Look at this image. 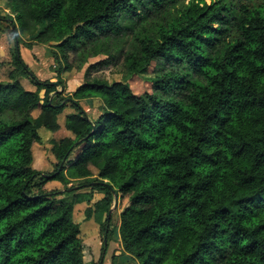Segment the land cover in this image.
<instances>
[{
	"label": "trees",
	"instance_id": "obj_1",
	"mask_svg": "<svg viewBox=\"0 0 264 264\" xmlns=\"http://www.w3.org/2000/svg\"><path fill=\"white\" fill-rule=\"evenodd\" d=\"M0 7L14 16L0 21H10L17 41L36 32L27 48L50 44L58 78L105 56L72 97L50 100L54 83L14 51L0 81V264H84L74 207L86 203L89 220L108 214L114 195L127 198L119 236L137 264H264V0ZM117 63L123 81L91 78ZM134 77L149 90L134 93ZM92 98L102 103L96 120L78 102ZM67 105L72 138L52 140L54 169L37 171L38 125L57 132ZM49 182L64 189L47 190Z\"/></svg>",
	"mask_w": 264,
	"mask_h": 264
},
{
	"label": "rangeland",
	"instance_id": "obj_2",
	"mask_svg": "<svg viewBox=\"0 0 264 264\" xmlns=\"http://www.w3.org/2000/svg\"><path fill=\"white\" fill-rule=\"evenodd\" d=\"M208 3L209 0H206ZM0 7V17L4 18L9 16L14 19V16L9 14V11H2ZM13 26L9 20L0 21V81H5L9 70L12 69L11 62L14 56V51L18 50V53L24 63L32 71V73L41 81H50L57 83L55 91L50 93V100H53L56 95V91H60L61 99L70 98L74 91L83 83L84 71L88 65L96 63L97 61L105 59V56H97L89 58L88 63L83 66L79 71L73 68L70 71L63 72L58 78L56 70L58 68L57 63L53 60L52 49L50 44L34 45V52H30L26 47V43L31 41V38L36 32L30 35H21L19 42L14 37ZM38 28L36 29V31ZM22 50V53L20 52ZM69 59H76L73 55ZM31 67V68H30ZM34 68V69H32ZM36 73V74H35ZM91 78H99L107 81L108 83L121 82L125 79V70L121 63H117L115 66H108L94 69L90 72ZM20 83L24 89L28 91H35V87L31 84L29 79L22 78ZM129 84L136 94H141L148 91L150 85L139 77H134L129 80ZM56 102V100H54ZM82 109L92 120H96L102 112V103L100 99L92 98L89 100L78 101ZM73 109L68 105L63 114L58 116V122H60L64 129V118L66 115L72 114ZM60 129V128H59ZM61 131L53 134L38 125V134L40 136V142L32 145V157L33 161L31 167L37 171L43 173H50L54 169L55 160L53 159L50 148L52 140L61 139L64 134ZM70 136L71 134H66ZM93 173L96 171L92 169ZM96 176L90 178L93 179ZM78 182H72V185L76 186ZM45 189H59L63 190L64 187L58 182H49L46 184ZM81 191H89L84 189ZM116 207L112 202V213L108 219V214H93L92 217L87 220L85 218V210L88 207L86 203L76 205L73 210V221L79 224L80 234L79 238L84 245V264H137L128 254L123 252L120 236V213L124 207L127 206V198L117 195ZM105 230L108 233V237L105 238ZM106 240V245L104 244Z\"/></svg>",
	"mask_w": 264,
	"mask_h": 264
},
{
	"label": "crops",
	"instance_id": "obj_3",
	"mask_svg": "<svg viewBox=\"0 0 264 264\" xmlns=\"http://www.w3.org/2000/svg\"><path fill=\"white\" fill-rule=\"evenodd\" d=\"M28 50H30V52H34V50H35V46H32L31 47V49H28ZM20 52L22 53V50H20ZM29 66V65H28ZM31 68V67H30ZM32 69H34V68H32ZM34 71H35V69H34ZM36 74V73H35ZM57 121H58V119H57ZM58 124H59V126H60V129L57 131V132H55V133H53V134H56V133H59L60 131L62 132V130H63V126H62V124L60 123V122H58ZM65 130V129H64ZM63 134H64V136L62 137V138H64V137H71L72 138V135H70V136H67L66 134H68V133H70V132H68L67 130H65V131H63L62 132ZM53 183V182H52ZM82 204H84V203H82ZM79 205H81V204H79Z\"/></svg>",
	"mask_w": 264,
	"mask_h": 264
},
{
	"label": "water",
	"instance_id": "obj_4",
	"mask_svg": "<svg viewBox=\"0 0 264 264\" xmlns=\"http://www.w3.org/2000/svg\"><path fill=\"white\" fill-rule=\"evenodd\" d=\"M54 86L57 87L58 84H57V83H54ZM60 91H61V90H60ZM60 91H56L55 94L59 93ZM116 202H117V197L114 195V196H113L114 208L116 207ZM112 209H113V208H110L109 211H108V218H110V215H111V213H112ZM104 244L106 245V240H104Z\"/></svg>",
	"mask_w": 264,
	"mask_h": 264
}]
</instances>
